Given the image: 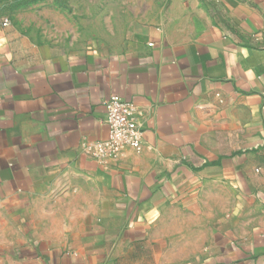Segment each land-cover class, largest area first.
<instances>
[{"label": "crops", "instance_id": "1", "mask_svg": "<svg viewBox=\"0 0 264 264\" xmlns=\"http://www.w3.org/2000/svg\"><path fill=\"white\" fill-rule=\"evenodd\" d=\"M11 33L0 264H264V0H159L110 50ZM112 96L142 109L144 145L100 164Z\"/></svg>", "mask_w": 264, "mask_h": 264}, {"label": "rangeland", "instance_id": "2", "mask_svg": "<svg viewBox=\"0 0 264 264\" xmlns=\"http://www.w3.org/2000/svg\"><path fill=\"white\" fill-rule=\"evenodd\" d=\"M148 12L159 16V0H0V25L20 42L81 53L121 45L129 22Z\"/></svg>", "mask_w": 264, "mask_h": 264}, {"label": "built area", "instance_id": "3", "mask_svg": "<svg viewBox=\"0 0 264 264\" xmlns=\"http://www.w3.org/2000/svg\"><path fill=\"white\" fill-rule=\"evenodd\" d=\"M104 106L107 112L108 137L91 145L94 160L105 164L126 149L140 152L145 138L141 124L142 109L135 102L119 96L110 97L104 102Z\"/></svg>", "mask_w": 264, "mask_h": 264}, {"label": "trees", "instance_id": "4", "mask_svg": "<svg viewBox=\"0 0 264 264\" xmlns=\"http://www.w3.org/2000/svg\"><path fill=\"white\" fill-rule=\"evenodd\" d=\"M208 1V3H211V0H207ZM213 5V10L214 11H217L218 9H217V6L215 5V4H212Z\"/></svg>", "mask_w": 264, "mask_h": 264}]
</instances>
